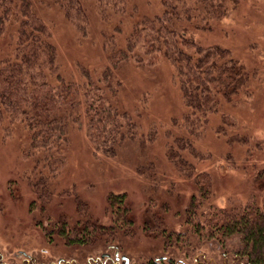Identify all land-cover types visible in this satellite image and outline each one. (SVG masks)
<instances>
[{
    "label": "rangeland",
    "instance_id": "obj_1",
    "mask_svg": "<svg viewBox=\"0 0 264 264\" xmlns=\"http://www.w3.org/2000/svg\"><path fill=\"white\" fill-rule=\"evenodd\" d=\"M127 2L125 12L111 10L103 18L95 1H87L91 23L85 34L53 0H33L36 13L52 26L59 51V73L66 81L84 84L78 98L84 96V87L88 88L81 69H89L99 79L110 63L106 37L115 36L116 46L122 48L134 21L163 11L161 0ZM224 12L223 17H208L204 23L194 19L188 23V32L199 45L227 49L235 63L248 71V87L212 103L207 122L185 124L190 108L183 98L174 66L166 57L144 63L125 60L113 68L112 88L101 82L118 108L131 113L138 124L136 136L127 137L114 156L95 149L82 105L74 107V116L69 119L68 141L62 149L65 162L57 166V174L52 173L47 161L38 159V152H29V138L21 125L0 121V252L6 264H62L71 258L84 263L92 249L50 244L39 224L41 219V225H46L48 215L56 219L62 214L69 215L74 222L78 217L77 196L87 201L93 216L107 225L117 216L107 204V196L124 192L136 225H144L148 219L151 199L156 201L154 210L166 216L167 225L174 228L189 225L184 221V207L196 186L192 179L179 173L167 156L168 146H176L179 137L190 139L204 154L203 160H193L197 171L206 170L212 175L214 204L237 205L250 198L262 201L264 0H229ZM15 41V30L0 35V61L12 53ZM151 161L152 179L138 170ZM40 174L51 177L52 197L47 205L40 190L33 186ZM207 205L206 202L205 210ZM151 239L134 238L130 247L133 251H146L150 240L159 248L154 251L155 256L162 251V242ZM233 241L225 246L226 250L237 247ZM210 244L202 243V250L206 257L213 256L220 264L222 251L216 244ZM131 254L134 261L146 257ZM32 256L34 261L29 259Z\"/></svg>",
    "mask_w": 264,
    "mask_h": 264
},
{
    "label": "trees",
    "instance_id": "obj_2",
    "mask_svg": "<svg viewBox=\"0 0 264 264\" xmlns=\"http://www.w3.org/2000/svg\"><path fill=\"white\" fill-rule=\"evenodd\" d=\"M87 1L53 0L65 17L85 34L91 23ZM94 1L103 18L111 10L125 12L128 3L127 0ZM228 1L161 0L162 13L134 21L124 47L116 46L115 36L106 37L110 63L99 79L89 69H81L88 88L84 87V96L78 98L84 84L66 81L59 73V51L52 26L36 13L33 0H0V35L16 32L12 53L0 61V121L21 125L29 138V152H38V159L47 161L52 173L57 174V166L65 162L62 149L68 141L69 119L74 116V107L82 105L95 149L114 156L127 137L136 136L138 124L131 113L118 108L104 92L101 82L112 88L113 68L125 60L144 63L166 57L174 66L183 98L190 108L185 124L207 122L212 103L247 90L249 73L235 63L224 47L199 45L189 35L188 23L194 19L203 22L208 17H223ZM176 144L168 146L167 156L179 173L192 179L196 186L184 207V221L189 225L181 228L167 225L166 216L154 210L155 199L150 200L149 217L144 225H136L125 192L107 196V204L117 215L107 225L93 216L87 201L77 196L78 217L74 222L67 214L56 219L48 215L46 225H41L39 220L48 243L93 250L84 263L71 258L62 264H218L213 256L206 257L201 247L202 243L211 245V242L222 251L220 264H264V197L261 202L250 198L237 205L214 204L212 175L206 170L197 171L193 160H203L204 154L188 138L179 137ZM153 165L151 161L138 170L152 179ZM40 175L33 186L40 190L47 205L52 197L51 177ZM140 236L161 240L162 251L153 256L159 248L150 240L148 250L133 251L130 243ZM233 239L237 247L226 250L225 246ZM134 252L146 257L134 261L131 254ZM2 256L0 252V264H6ZM29 259L34 261L35 257Z\"/></svg>",
    "mask_w": 264,
    "mask_h": 264
}]
</instances>
